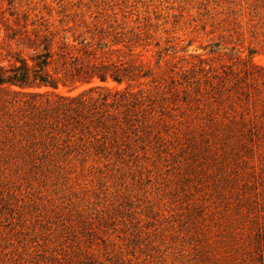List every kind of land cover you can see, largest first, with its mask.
Returning a JSON list of instances; mask_svg holds the SVG:
<instances>
[{
  "label": "rangeland",
  "instance_id": "rangeland-1",
  "mask_svg": "<svg viewBox=\"0 0 264 264\" xmlns=\"http://www.w3.org/2000/svg\"><path fill=\"white\" fill-rule=\"evenodd\" d=\"M46 27L148 76L109 79L135 102L97 154L37 169L0 141V264H264V0H0V63Z\"/></svg>",
  "mask_w": 264,
  "mask_h": 264
},
{
  "label": "trees",
  "instance_id": "trees-1",
  "mask_svg": "<svg viewBox=\"0 0 264 264\" xmlns=\"http://www.w3.org/2000/svg\"><path fill=\"white\" fill-rule=\"evenodd\" d=\"M45 30L27 38L25 54L0 63V87L14 95L0 113V141L37 169L109 148L120 108L135 102L133 91L109 86V79L129 84L148 76L131 47L124 54L117 46L121 40L108 45L100 34L69 37ZM80 85L87 87L74 93Z\"/></svg>",
  "mask_w": 264,
  "mask_h": 264
}]
</instances>
